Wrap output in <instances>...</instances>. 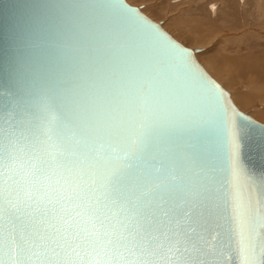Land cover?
Here are the masks:
<instances>
[{"label": "snow or ice", "instance_id": "1", "mask_svg": "<svg viewBox=\"0 0 264 264\" xmlns=\"http://www.w3.org/2000/svg\"><path fill=\"white\" fill-rule=\"evenodd\" d=\"M76 7L55 72L0 113V264H264V175L222 93L139 17Z\"/></svg>", "mask_w": 264, "mask_h": 264}, {"label": "water", "instance_id": "2", "mask_svg": "<svg viewBox=\"0 0 264 264\" xmlns=\"http://www.w3.org/2000/svg\"><path fill=\"white\" fill-rule=\"evenodd\" d=\"M106 4L113 14H130L139 17L146 26L167 38L177 49L187 51L197 74L215 85L230 112L239 118L242 131V158L250 174L264 175V123L240 110L229 92L220 85L198 62L195 51L166 32L160 24L126 0H0V113H6L13 105L28 99L33 80L40 81L55 72L62 62L58 45L66 39L70 28L83 24V12L77 5ZM213 132L207 129L202 144H207ZM221 141L223 134L221 133ZM177 143L180 142L178 137ZM223 224V221H219ZM215 231L207 234L211 242ZM208 264H225L217 258H209ZM233 264H236L233 259Z\"/></svg>", "mask_w": 264, "mask_h": 264}, {"label": "rangeland", "instance_id": "3", "mask_svg": "<svg viewBox=\"0 0 264 264\" xmlns=\"http://www.w3.org/2000/svg\"><path fill=\"white\" fill-rule=\"evenodd\" d=\"M126 2L184 46L199 48L198 62L229 92L236 106L264 123V0Z\"/></svg>", "mask_w": 264, "mask_h": 264}, {"label": "bare ground", "instance_id": "4", "mask_svg": "<svg viewBox=\"0 0 264 264\" xmlns=\"http://www.w3.org/2000/svg\"><path fill=\"white\" fill-rule=\"evenodd\" d=\"M181 44H182V43H181ZM182 45H183V44H182ZM249 59H250V58H249ZM243 60H244V59H243ZM247 60H248V59H247ZM245 61H246V59L244 60V62H245ZM252 61H253V60H252ZM239 62H240V61H239ZM239 62L236 61L237 64H239ZM241 62H243V61H241ZM244 65H245V64H244ZM249 65H251V62L249 63ZM201 66H202V65H201ZM237 66H238V65H237ZM239 66H240V65H239ZM202 67H203V66H202ZM240 67H241V66H240ZM240 67H239V69H240ZM242 67H243V66H242ZM242 67H241V69H242ZM203 68H204V67H203ZM243 71H244V70H243ZM243 71H242V72H243ZM241 75L243 76L242 73H241ZM210 76H211V75H210ZM243 77H245V76H243ZM252 118H253V117H252ZM253 119H254V118H253ZM255 120H256V119H255ZM259 122H260V121H259Z\"/></svg>", "mask_w": 264, "mask_h": 264}]
</instances>
